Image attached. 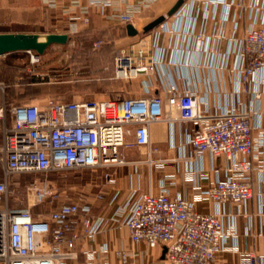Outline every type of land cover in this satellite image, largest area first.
I'll use <instances>...</instances> for the list:
<instances>
[{
  "label": "crops",
  "instance_id": "0c3cea01",
  "mask_svg": "<svg viewBox=\"0 0 264 264\" xmlns=\"http://www.w3.org/2000/svg\"><path fill=\"white\" fill-rule=\"evenodd\" d=\"M176 1L0 0V33L97 34L107 30L105 34L116 46L147 49L157 61L154 70L111 87L106 83L104 98L157 96L164 100L172 93L189 92L199 98L201 110L221 113L235 108L248 113L252 126L254 149L241 157L252 164V196L241 205H216L202 199L201 191L210 183L227 177L225 160L208 153L194 154L187 143L194 124L181 121L176 111L164 105L163 113L170 117L149 126L148 145H135L134 129L130 128L126 141L131 145L119 149L125 165L84 170L89 174L80 183V197L45 198V219L61 205L75 203L87 207L88 216L103 220L95 235L88 237L81 222L84 214L79 213L74 245L62 247L73 256L54 264H166L163 246L132 243L121 221H113L115 212L125 208L131 196L148 192H166L192 201L198 213L221 216L223 238L214 264H248L249 255L264 260V71L256 72L249 83H241L238 54L246 30L264 26V0H241L242 6L239 0H221L210 4L207 12L203 0H184L176 13L141 38L122 33L120 14L131 15L135 24L145 26L166 15ZM197 35H202L201 41ZM44 103L33 100L26 104L41 107ZM3 104L5 87L0 84ZM7 120L0 122V145L1 130L10 124L9 117ZM120 251L126 255L124 260L117 256Z\"/></svg>",
  "mask_w": 264,
  "mask_h": 264
},
{
  "label": "built area",
  "instance_id": "2783aa9c",
  "mask_svg": "<svg viewBox=\"0 0 264 264\" xmlns=\"http://www.w3.org/2000/svg\"><path fill=\"white\" fill-rule=\"evenodd\" d=\"M206 12L210 4L221 0H203ZM242 6V1H238ZM258 6V2H254ZM245 9V7H244ZM264 10V7H263ZM119 22L135 27L131 15L120 14ZM202 35L196 39L201 41ZM30 62L40 55L28 52ZM241 83H249L256 72L264 71V26L249 27L238 43ZM157 61L143 46L118 51L113 61L114 78L129 80L154 70ZM193 93L170 94L164 100L151 98L123 100L48 101L43 106L13 104L8 110L0 105L4 126L0 145V264H54L73 256L62 247L72 248L77 238L75 217L83 213L84 233L93 237L103 220L88 216L87 207L63 204L49 213L48 219L35 218L29 208L15 207L16 185L13 176L67 173L105 169L126 164L119 149L130 146L126 136L134 129V144H149V126L170 116L164 105L178 113L181 121L194 124L187 143L194 154L208 153L223 157L227 177L217 179L201 191L202 199L216 205H241L252 196L251 161L246 158L254 149L249 115L235 108L221 113H207L199 107ZM8 115V116H7ZM35 189V187L33 188ZM27 200L56 199L49 187L45 197L37 190ZM121 220L119 217L121 216ZM119 219V220H118ZM113 221L127 229L132 243L147 247L163 246L166 264H214L223 238L221 216L202 214L194 203L166 192H151L130 198L128 205L115 212ZM117 256L124 260L120 251ZM248 264H264L260 257L248 256Z\"/></svg>",
  "mask_w": 264,
  "mask_h": 264
},
{
  "label": "rangeland",
  "instance_id": "374dc122",
  "mask_svg": "<svg viewBox=\"0 0 264 264\" xmlns=\"http://www.w3.org/2000/svg\"><path fill=\"white\" fill-rule=\"evenodd\" d=\"M143 27L140 24L135 25L138 31L136 39L145 34ZM105 33L107 30L97 34L89 31L78 34L66 33L68 35L66 44L49 46L44 54L40 55L39 61L34 63L30 62V56L25 52L0 56V63L6 61L8 65H15L20 69L16 82L9 90L10 101L13 104H24L41 100L45 101L43 104L45 105L50 100L112 99L104 98L106 83L111 87L132 80L114 78V57L118 51L132 49V46H128L129 44L116 46L112 37ZM4 76L7 77L6 74ZM0 84L6 90L7 83L0 81ZM88 174L89 172L82 170L48 177L43 174L13 176L10 184L16 185L17 200H11L10 203L15 207L29 205L37 218H44L45 198L40 201L27 200L26 188L30 189L28 192L30 197L37 190L41 197H45L47 186L57 197H80L82 194L80 183L88 180Z\"/></svg>",
  "mask_w": 264,
  "mask_h": 264
},
{
  "label": "water",
  "instance_id": "95a60500",
  "mask_svg": "<svg viewBox=\"0 0 264 264\" xmlns=\"http://www.w3.org/2000/svg\"><path fill=\"white\" fill-rule=\"evenodd\" d=\"M184 0H177L168 10L166 15H162L143 27V32L148 33L172 16L183 4ZM126 33L128 36H136L137 29L127 25ZM68 41L66 33H0V56L16 52H34L43 55L45 50L53 45H63Z\"/></svg>",
  "mask_w": 264,
  "mask_h": 264
},
{
  "label": "trees",
  "instance_id": "16d2710c",
  "mask_svg": "<svg viewBox=\"0 0 264 264\" xmlns=\"http://www.w3.org/2000/svg\"><path fill=\"white\" fill-rule=\"evenodd\" d=\"M126 26L127 25H124L122 28L123 34L126 33ZM16 53H20V52H16ZM16 53H11V54H7V55L10 56V55H13ZM19 70H20L19 67L15 66V65L14 66L8 65V63H6V61H4L3 63H0V81L7 83L6 90H5V107L7 108V110L13 105V103L9 99V90H10V87L12 86V84H14L16 82L17 74L19 73ZM4 74H6V76H7L6 78H5Z\"/></svg>",
  "mask_w": 264,
  "mask_h": 264
},
{
  "label": "flooded vegetation",
  "instance_id": "af4514ba",
  "mask_svg": "<svg viewBox=\"0 0 264 264\" xmlns=\"http://www.w3.org/2000/svg\"><path fill=\"white\" fill-rule=\"evenodd\" d=\"M62 174H63V173H58V174L51 173V174L47 175L46 177H48V176L62 175Z\"/></svg>",
  "mask_w": 264,
  "mask_h": 264
}]
</instances>
